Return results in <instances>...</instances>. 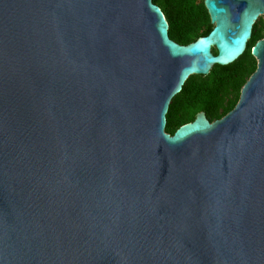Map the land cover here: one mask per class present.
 <instances>
[{"label": "water", "instance_id": "obj_1", "mask_svg": "<svg viewBox=\"0 0 264 264\" xmlns=\"http://www.w3.org/2000/svg\"><path fill=\"white\" fill-rule=\"evenodd\" d=\"M204 3L184 46L153 0H0V264H264V38L230 113L166 132L264 16Z\"/></svg>", "mask_w": 264, "mask_h": 264}, {"label": "trees", "instance_id": "obj_2", "mask_svg": "<svg viewBox=\"0 0 264 264\" xmlns=\"http://www.w3.org/2000/svg\"><path fill=\"white\" fill-rule=\"evenodd\" d=\"M153 1L167 18L170 38L180 45L187 46L207 36L214 28L205 0ZM263 38L264 21L259 19L248 48L239 60L228 66L216 65L208 76H191L170 105L166 132L174 135L201 112L210 122L230 113L240 100L242 88L257 70L258 62L252 55V49ZM213 52L217 54L215 49Z\"/></svg>", "mask_w": 264, "mask_h": 264}, {"label": "rangeland", "instance_id": "obj_3", "mask_svg": "<svg viewBox=\"0 0 264 264\" xmlns=\"http://www.w3.org/2000/svg\"><path fill=\"white\" fill-rule=\"evenodd\" d=\"M260 19H262L264 21V16L260 17Z\"/></svg>", "mask_w": 264, "mask_h": 264}]
</instances>
